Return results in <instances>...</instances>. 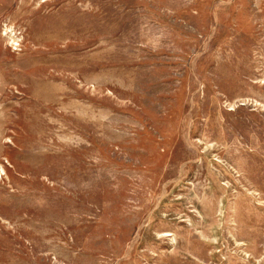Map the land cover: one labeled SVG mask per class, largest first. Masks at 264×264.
<instances>
[{
    "label": "rangeland",
    "instance_id": "1",
    "mask_svg": "<svg viewBox=\"0 0 264 264\" xmlns=\"http://www.w3.org/2000/svg\"><path fill=\"white\" fill-rule=\"evenodd\" d=\"M0 264H264V0H0Z\"/></svg>",
    "mask_w": 264,
    "mask_h": 264
}]
</instances>
